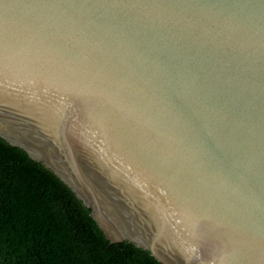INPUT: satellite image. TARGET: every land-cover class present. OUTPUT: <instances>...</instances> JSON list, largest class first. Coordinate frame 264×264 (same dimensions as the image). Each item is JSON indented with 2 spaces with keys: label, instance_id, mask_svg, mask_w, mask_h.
I'll use <instances>...</instances> for the list:
<instances>
[{
  "label": "water",
  "instance_id": "95a60500",
  "mask_svg": "<svg viewBox=\"0 0 264 264\" xmlns=\"http://www.w3.org/2000/svg\"><path fill=\"white\" fill-rule=\"evenodd\" d=\"M0 137L111 243L264 264V0H0Z\"/></svg>",
  "mask_w": 264,
  "mask_h": 264
},
{
  "label": "trees",
  "instance_id": "16d2710c",
  "mask_svg": "<svg viewBox=\"0 0 264 264\" xmlns=\"http://www.w3.org/2000/svg\"><path fill=\"white\" fill-rule=\"evenodd\" d=\"M0 264H161L106 239L91 210L42 162L0 137Z\"/></svg>",
  "mask_w": 264,
  "mask_h": 264
}]
</instances>
